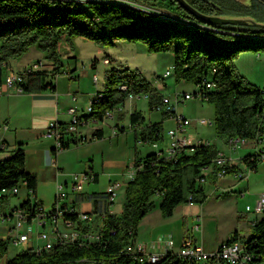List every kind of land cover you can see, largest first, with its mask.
<instances>
[{"label": "trees", "instance_id": "obj_1", "mask_svg": "<svg viewBox=\"0 0 264 264\" xmlns=\"http://www.w3.org/2000/svg\"><path fill=\"white\" fill-rule=\"evenodd\" d=\"M122 1L164 11L178 20L109 1L0 0V75L6 62L21 57L33 46L52 62L53 76L62 73L59 46L64 35L82 37L103 47L114 46L119 40L142 43L149 53L172 54L176 81L196 86H202L204 78L214 81L215 88L205 90L203 99L214 107V127L221 138L264 139V86L249 82L234 62L242 52H264V27L209 22L191 14L177 0ZM186 1L205 16H248L264 22V4L258 0ZM47 75L45 71L27 73L20 84L23 91L54 89ZM122 84L126 90L120 89ZM99 94L102 96L96 101ZM139 94L148 96L150 110L162 103L159 89L139 69L112 68L104 90L93 97L92 112L84 117L103 120L106 111L117 109L127 97ZM164 102L169 101L164 98ZM124 116L123 111L118 115L119 119ZM163 116L167 118L169 114L165 112ZM129 119L132 126L139 127L144 116L135 110ZM138 131V141L150 144L163 141L162 122L148 124ZM92 136L99 138L101 134L95 131ZM218 153L216 144L207 143L174 159L159 157L155 152L136 158L134 166L142 163L143 167L125 187L121 212L106 213L96 240L83 238L92 233L87 222L78 221L76 214H65L76 222L75 240L39 253L32 248L22 250L6 264H143L126 253L125 247L135 242L140 222L154 208L155 198L160 200L159 209L165 218L171 217L178 206L188 203L189 196L193 204L202 203L207 194L198 179L202 168L211 165L208 180L217 182L216 173L222 168L215 163ZM251 156L246 155L243 161L255 169L258 162H250ZM24 164L25 151L19 143L10 157L0 160V189L23 180L35 191L36 177L26 172ZM228 170H236V165ZM39 203L28 199L21 207L32 217ZM228 239L242 241L257 260H263L264 215L257 218L247 237L241 238L235 232ZM9 243L0 239V255L7 251ZM162 264L183 263L169 254Z\"/></svg>", "mask_w": 264, "mask_h": 264}, {"label": "crops", "instance_id": "obj_2", "mask_svg": "<svg viewBox=\"0 0 264 264\" xmlns=\"http://www.w3.org/2000/svg\"><path fill=\"white\" fill-rule=\"evenodd\" d=\"M103 52V63L108 66L111 65V69L123 66L122 63L120 64L114 58L112 59L105 51ZM66 60L67 63L64 64L62 73L53 76L52 62L49 60L44 61L42 52L33 46L21 61L17 60L15 61L16 64H13V60H9L3 65L1 74L3 70L6 73L9 70L22 72L31 64L41 63L36 71L47 72V80L51 81L55 88L42 92H18L14 87L7 86L4 83V78L0 80V160L10 157L18 144L22 143L25 151V170L36 177L34 199L45 207L52 208L58 202V185H62L67 195L59 203L73 205L79 212L91 214L92 220L87 223L90 225L91 235H93L94 232L97 234L103 227L106 213L121 212L125 187L130 181L127 175L132 170L134 160L154 152L150 143L140 142L136 139L138 130L143 126L156 122H162L163 128L165 126L172 128L174 121L170 116L165 118L163 113L149 109L147 115H144L141 110L144 120L139 127L132 126L129 116L133 111L139 110L135 101L140 97H144L148 104V96L146 94L131 95L126 98L123 105L117 108L113 117L104 120L94 119L80 127L81 132L87 136H92L95 131H99L101 137L91 138L85 143L73 145L54 153V141L44 136L48 122L57 119L60 126L65 127L70 120L69 109L71 107L75 108L78 116L88 115L89 112H86V107L95 94L102 91L97 89L94 92L89 87L82 88L76 56L67 52ZM97 61L96 57L91 59V69L96 68ZM62 75L65 79L68 77L71 80H77V88L67 80V82L65 81V87H63L61 81H58L60 77H63ZM163 77H166L164 73ZM179 82L183 83L184 81ZM183 84L186 85V82ZM197 90L196 86L192 90V94H195ZM190 92L188 89L177 91L180 94ZM161 94L164 98L167 95L164 92H161ZM166 100L172 102L169 98ZM201 101L206 102L204 99H201ZM121 111L126 115L123 119L118 117ZM225 141L227 142V140ZM145 145H148L151 149L143 153L142 150ZM216 145L219 152L225 155L229 164L236 165V170L240 171H245L247 167L243 157L254 154L257 149L253 140H248L241 145V150H244L241 153L236 151L237 148L231 149L228 143V150L221 147L223 144ZM263 164L264 161L258 163L252 171L254 174L251 172L252 174L250 173L247 179H237L232 175H227L218 179L214 184L215 189L220 190V193L230 195L228 199L221 200L224 205L227 204L230 207L231 213L229 215L232 214V225L226 233H220L218 221L205 208H195V204L189 205L186 203L190 206L186 209V212L190 214V218H183L182 215L180 219L171 220L179 206L171 217L165 218L161 215L159 209L160 200L155 198L154 208L140 222L135 242L145 244L149 250H160L162 249V245H160L162 243L159 241H162L165 236L171 235L173 238V251L176 252L182 240L194 225L196 216L201 218L199 221L201 229L194 233V238L209 251L215 250L222 241L228 239L235 232L241 238L247 237L251 232L250 220L255 216H244L239 210L245 204H253L259 196L264 194L261 189L257 190L260 187L258 185L262 182L259 177L261 171L264 170V166L260 167ZM88 171L95 174V180L86 183L80 191H72L70 184L73 175ZM113 180L122 181L123 186L118 190L115 199L110 201L107 187ZM245 192H247L246 196ZM205 193L207 194L206 190ZM119 197H122L120 206H116V200ZM27 198V188L22 187L17 195L0 199L1 240H9L15 236L16 220L12 213ZM236 198H240V202L233 205L232 203ZM117 207L119 209L114 211ZM230 210L228 211L230 212ZM174 223L179 226V232H177V228L170 227ZM72 229V224H58L59 232ZM28 248H30V243L19 245L9 243L7 251L0 255V264H6L9 259Z\"/></svg>", "mask_w": 264, "mask_h": 264}, {"label": "built area", "instance_id": "obj_3", "mask_svg": "<svg viewBox=\"0 0 264 264\" xmlns=\"http://www.w3.org/2000/svg\"><path fill=\"white\" fill-rule=\"evenodd\" d=\"M41 63H34L22 72H14L9 70L4 76V83L9 87H14L18 92H22L23 88L21 83L25 80L27 73L36 71ZM174 69V67H173ZM170 70H166L164 76L169 75ZM96 82V77L94 76ZM198 90L196 94L184 93L179 94L178 99L174 103H164V96L162 103L154 106L153 110L160 113H168L171 119L174 121V126L167 131L168 141L163 144L161 142L151 143V147L157 156L174 159L181 155L183 152H193L197 147L207 144L204 140L194 137L187 130L189 120L183 115L177 112V106L180 103H185L188 100L199 97L203 99L205 90H213L215 83L211 78H204L202 86H197ZM120 89L126 90V85H120ZM131 96V95H130ZM90 103V102H89ZM89 106V105H88ZM88 106L86 112L88 113ZM113 111H106L104 119L113 117ZM70 120L65 127H61L57 119H52L48 122L44 136L52 139L55 143V149L57 151L63 150L66 147L85 143L93 136H87L83 134L80 127L88 124V121L94 119H87L80 116V126L72 125V115H77L74 107L69 109ZM103 119V120H104ZM248 139H240L237 137L227 139V143L231 149H236L240 145L245 144ZM256 144V151L250 157L251 161H257L258 163L264 161V139L258 137L253 140ZM142 142V141H140ZM162 143V144H161ZM221 161H215V163L222 168L216 173L217 180L232 175L237 179H247L248 175L254 170L253 167L247 165L245 171L233 170L229 171L233 165H230L226 157L222 153ZM143 164L140 163L137 166L132 167V170L128 172L127 178L131 180L136 171L141 169ZM212 171V166H206L202 168L201 177L198 182L204 185L208 180V174ZM95 180V174L91 171L83 172L77 175H73L70 184L72 191H80L86 183L93 182ZM123 186V182L120 180H113L107 187L108 199L113 201L118 194V190ZM22 187H26L28 191V198L26 200L34 199V191L27 187L25 181H20L11 187H2L0 189V199L4 197H10L17 195ZM67 195L64 187L58 185L57 201L52 208H47L43 204L39 203L35 214L30 217L28 211L23 207H17L12 215L15 218V231L14 237L9 239L13 245L29 244L30 248L36 252H42L51 249L57 244L63 242L73 241L78 237L76 230V222L67 218L65 214H76L78 221L89 222L92 220V215L85 212H79L73 205H63L59 201L63 200ZM192 196L188 197V204L192 205ZM252 214L253 217L250 220V225L253 226L259 216L264 215V194L259 196L255 202L251 205H246L245 213ZM200 216H196L195 223L191 230L187 233L179 249L173 251V238L171 235L165 236V238L159 241L162 245V249L149 250L145 244L136 243L128 244L125 247V252L130 254L132 258L143 264H162L169 254L176 256L178 260L183 264H264L263 260H257L256 256L252 254L240 240H224L215 250H207L201 243H198L194 238V233L200 231L201 225ZM58 224H73V231L59 232ZM84 235L83 238L87 239ZM98 238V235H95Z\"/></svg>", "mask_w": 264, "mask_h": 264}, {"label": "rangeland", "instance_id": "obj_4", "mask_svg": "<svg viewBox=\"0 0 264 264\" xmlns=\"http://www.w3.org/2000/svg\"><path fill=\"white\" fill-rule=\"evenodd\" d=\"M78 1L117 2L121 4L130 5L137 9L148 11L152 14H156L161 17L178 20L177 17L172 16L164 11L151 9L139 4L122 1V0H78ZM59 49H60V60L63 63V65L67 63L66 60L67 52L69 54H73L76 56L77 65L79 67L78 69L79 75H81L80 84L82 88L89 87L94 92L97 89L102 91L104 90L107 82L108 71H110L111 69V65L108 66L103 63V56H104L103 51H105L106 54L110 55L112 59L114 58L116 61H118V63L120 64L122 63L123 66L139 69L148 81H150L161 92L167 94L165 95V99L169 98L172 102L174 101V99L176 100L178 99V96L176 95H179L180 93H177V91H182V89H188L191 91L190 94H192L193 93L192 90H194L196 87V85L192 83L186 82V85H184L183 84L184 82L180 83L179 81L175 80L172 54L164 53V52L149 53L147 52L146 47L142 43H133V42H126L119 40L116 41L114 46L103 47L96 43H93L92 41L86 40L82 37H70L64 35L60 39ZM24 55L15 59H11L14 62L13 64H16L15 61L17 60L21 61L24 58ZM94 57L98 59L97 66L95 69H91L90 61ZM44 61H47V59L44 58ZM234 62L239 72L243 76H245L249 82L259 87L264 86V52H259V53H255L251 51L242 52L238 55V57L235 59ZM119 67L121 66H118L116 68ZM167 69H169L171 73L166 77H163V73H165ZM5 73H6L5 70H3V73L0 75V80L4 78ZM62 76L63 77H60L58 81H61L63 87H65L66 85L65 81L67 80L71 85H74L75 88H77V84H78L77 80H71L68 77H66L65 79L64 75ZM94 76H96L97 78L96 82L94 81ZM135 102L138 109L140 111L142 110L144 115H147L149 107L145 98L140 97ZM89 106H92L91 102ZM177 112L183 114L189 120L187 130L194 137L200 138L208 143L223 144L221 145L223 149L224 148L227 150L229 149L227 142L225 141L226 139L221 138L215 131L214 107L212 104L208 102L207 103L202 102L199 97H194L191 101L178 104ZM90 113L91 112H89V114ZM168 129L169 128L167 126L163 128L164 141L162 143L164 144L168 141V136L166 135ZM241 148L242 147L240 145L236 151L239 153L244 152V150H241ZM150 149L151 148L148 145H145V148L142 151L143 153H146ZM262 166H264V164L261 165L260 167ZM259 178L262 180V182L261 184L258 185L260 187H258L257 190L261 189V191H264V170L261 171V175ZM204 186H205V190L207 191V197L202 203H195V208L196 207L205 208L207 212H209V214L218 221L219 232L226 233L227 230L232 225V220H231L232 214L229 215V213H231L230 207H228L227 204L224 205L221 202V200L228 199L230 195L225 193L224 194L220 193L221 191L215 189L214 184H212L210 181H207L204 184ZM246 194L247 192H245V196ZM121 198L122 197H119L116 200V206H120ZM240 198H236V200L232 204L235 205L236 202H240ZM246 205L247 204L243 205V208L239 210L241 213H245ZM248 205H251V203H248ZM188 207L190 206L187 204L180 205L176 209L174 216L172 217L171 220H176L178 218L180 219L182 215L183 218L185 217L190 218V214L186 212V209ZM118 209L119 207L115 208L114 211H117ZM228 210H230V212ZM203 214H205V212H203ZM246 215L249 216L252 214L249 213ZM170 227L171 228L173 227L175 229L177 228V232L180 231L179 226H177L176 223H174ZM67 231H73V229ZM95 235H97L96 232L93 233L92 237L87 236V240L90 241L96 240L97 238L95 237Z\"/></svg>", "mask_w": 264, "mask_h": 264}, {"label": "water", "instance_id": "obj_5", "mask_svg": "<svg viewBox=\"0 0 264 264\" xmlns=\"http://www.w3.org/2000/svg\"><path fill=\"white\" fill-rule=\"evenodd\" d=\"M237 1H247V0H237ZM261 3L264 4V0H258ZM186 10H188L191 14L207 20L209 22H225V23H233V24H242V25H248V24H253L255 26L259 27H264V22H259L255 20L252 17L248 16H240V17H221V16H216V17H209L201 14L199 11H197L194 7H192L186 0H177Z\"/></svg>", "mask_w": 264, "mask_h": 264}, {"label": "bare ground", "instance_id": "obj_6", "mask_svg": "<svg viewBox=\"0 0 264 264\" xmlns=\"http://www.w3.org/2000/svg\"><path fill=\"white\" fill-rule=\"evenodd\" d=\"M101 94H99L98 95V99L96 100V101H98L100 98H101ZM178 97H179V95H178ZM95 99H92V101H91V103L94 101ZM176 101V100H175ZM174 101V102H175ZM174 102H164V103H174ZM92 106H89V108H88V112H92ZM72 125L73 126H80V116H78V115H72ZM216 161H221V154H218V157H217V159H216ZM37 253H39V252H37Z\"/></svg>", "mask_w": 264, "mask_h": 264}]
</instances>
